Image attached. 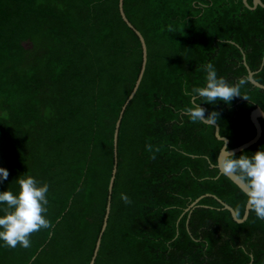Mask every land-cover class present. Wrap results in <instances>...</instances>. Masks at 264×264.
Here are the masks:
<instances>
[{"label":"trees","instance_id":"1","mask_svg":"<svg viewBox=\"0 0 264 264\" xmlns=\"http://www.w3.org/2000/svg\"><path fill=\"white\" fill-rule=\"evenodd\" d=\"M123 11L147 59L120 122L94 264H264V219L249 210L236 223L222 208L217 199L241 218L246 197L215 166L223 142L214 126L183 111L191 101L185 85L189 92L203 86L211 63L229 83H246L228 104L197 102L219 113L228 148L254 136L250 112L264 111V89L248 81L241 60L245 21L264 20V8L249 10L242 0H123ZM228 49L234 72H218ZM141 59L118 0H0V167L9 172L0 191L15 192L19 175L47 182L53 225L34 233L29 248L0 241V264L89 263L105 214L115 123ZM253 79L264 84V72ZM259 122L249 155L264 146Z\"/></svg>","mask_w":264,"mask_h":264},{"label":"clouds","instance_id":"2","mask_svg":"<svg viewBox=\"0 0 264 264\" xmlns=\"http://www.w3.org/2000/svg\"><path fill=\"white\" fill-rule=\"evenodd\" d=\"M206 73L203 86L193 87L191 92L185 85V95L190 96V105L183 109L192 122H204L215 125L219 113L207 112L198 100L215 104L217 101L230 103L233 98L240 97V88L246 83L241 78L235 84L229 83L224 77H219L214 66L208 63L204 66ZM246 99V98H245ZM223 139L222 147L215 161V166L228 176L238 178L245 185L244 195L250 211L256 217L264 219V146L250 155L241 149L236 155L228 149V142ZM9 172L0 167V183L7 180ZM18 189L0 191V241L5 247H31V237L41 230L51 229L52 222L47 218L49 184L32 175L17 177ZM125 203L130 199L121 194Z\"/></svg>","mask_w":264,"mask_h":264},{"label":"water","instance_id":"3","mask_svg":"<svg viewBox=\"0 0 264 264\" xmlns=\"http://www.w3.org/2000/svg\"><path fill=\"white\" fill-rule=\"evenodd\" d=\"M244 5H247V1L246 0H242ZM257 5L261 6L264 8V4L260 1V0H253V6L251 7V9H254ZM118 8H119V13L120 16L122 18V20L125 22V24L133 30V32L136 34V36L138 37L140 44H141V50H142V59H141V66H140V70L138 72L137 78L134 82L133 88L130 91L129 95L127 96L125 102L123 103V105L121 106L120 112L118 114L116 123H115V127H114V133H113V166H112V171H111V176L109 179V184H108V189H107V201H106V206H105V214L102 220V224H101V228L100 231L98 233L97 239L95 241V245H94V249L92 252V256L89 260L88 264H94L99 246H100V241H101V236L105 230L106 224H107V218H108V214H109V210H110V199H111V193H112V188H113V183H114V179H115V174H116V169H117V140H118V132H119V126H120V122L124 113V110L127 106V104L129 103V101L133 98V96L135 95L137 88L140 84V81L142 79L143 73H144V69H145V65H146V59H147V52H146V45L144 42V39L142 37V35L140 34V32L135 29L133 27V25L128 21V19L126 18L124 11H123V0H118ZM253 74L254 72H247V79L248 81L255 87L260 88V89H264V84H260L258 83L256 80L253 79ZM259 118L264 119V111L260 108V107H255L251 112H250V120L255 128V134L252 138H250L249 140H247L246 142L234 147V148H228L229 150H234L235 153H238L241 151V149H246L248 147H250L251 145L255 144L258 139L260 138L261 134H262V127L260 125L259 122ZM209 124V123H206ZM212 125V124H210ZM214 126V135L216 137L217 140H220L223 142L224 138L227 142L228 139L224 136H221L219 134V126L216 123ZM228 146V144H227ZM222 147V146H221ZM219 154V153H218ZM218 169V168H217ZM219 174H223L220 169H218ZM225 175V174H223ZM227 178H229L243 193L246 190L245 189V185L243 184V182H241L238 178L234 177V176H228L225 175ZM205 195H209V194H205ZM205 195H201L199 197H197L195 200H193L188 207L185 209V211H188V217L190 215L191 210L197 206L198 201L204 197ZM215 198V197H214ZM218 202L222 205L223 209H226L230 212L232 219L236 222V223H242L243 221L246 220L248 213H249V208L247 206V203L245 204V208H244V212L241 218H238L234 212V210L227 204H225L224 202H222L221 200L217 199ZM34 257H32L33 259ZM31 259V260H32ZM249 264V263H247Z\"/></svg>","mask_w":264,"mask_h":264},{"label":"flooded vegetation","instance_id":"4","mask_svg":"<svg viewBox=\"0 0 264 264\" xmlns=\"http://www.w3.org/2000/svg\"><path fill=\"white\" fill-rule=\"evenodd\" d=\"M247 1V0H246ZM261 1V0H260ZM252 4L245 5L249 10ZM219 41H223L220 39ZM241 50V48H239ZM232 50L228 49L223 53L220 60L216 61L219 66L218 72H234L232 70L234 60ZM242 63L245 66V72H264V20L259 22L245 21V53H242ZM224 66V67H223Z\"/></svg>","mask_w":264,"mask_h":264},{"label":"rangeland","instance_id":"5","mask_svg":"<svg viewBox=\"0 0 264 264\" xmlns=\"http://www.w3.org/2000/svg\"><path fill=\"white\" fill-rule=\"evenodd\" d=\"M23 45L26 46V47H28V42H24ZM0 114H1V112H0Z\"/></svg>","mask_w":264,"mask_h":264}]
</instances>
